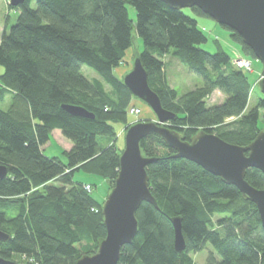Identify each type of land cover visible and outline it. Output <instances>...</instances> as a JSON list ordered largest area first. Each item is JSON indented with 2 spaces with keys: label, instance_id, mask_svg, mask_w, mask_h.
<instances>
[{
  "label": "trees",
  "instance_id": "1",
  "mask_svg": "<svg viewBox=\"0 0 264 264\" xmlns=\"http://www.w3.org/2000/svg\"><path fill=\"white\" fill-rule=\"evenodd\" d=\"M11 8L16 19L0 41V104L10 102L7 109L0 106V164L8 167L0 179V229L11 235L0 241L5 259L75 264L93 254L106 235L104 200L94 196V183L75 175L94 174L112 183L117 176L122 150L115 125L133 123L129 108L141 101L114 70L136 37L149 85L163 107L177 114L169 127L183 139L206 130L245 146L264 127V95L249 107L259 77L237 66L217 39L216 52L203 48L207 30L185 8L173 9L163 0H25ZM223 27L242 56L256 58L238 33ZM171 55L200 75L202 85L180 95L165 74ZM83 66L99 77L86 76ZM215 90L224 98L210 104ZM64 104L84 107L94 117L74 115ZM55 131L72 146L50 156L44 149ZM141 147L157 158L147 172L161 210L141 204L139 231L122 247L118 264H197L193 254L208 245L207 264H264V230L253 202L198 164L174 158L175 150L155 134L143 138ZM246 179L264 188L261 170L248 169ZM176 216L186 242L180 253L170 220Z\"/></svg>",
  "mask_w": 264,
  "mask_h": 264
},
{
  "label": "water",
  "instance_id": "2",
  "mask_svg": "<svg viewBox=\"0 0 264 264\" xmlns=\"http://www.w3.org/2000/svg\"><path fill=\"white\" fill-rule=\"evenodd\" d=\"M173 9L199 8L218 24L238 33L242 42L252 50L261 62L263 75L257 81L264 95V0H163ZM18 6L25 0H8ZM132 68L123 75L122 81L131 94L145 103L156 116V120L136 121L127 126L124 147L119 157V170L106 199L102 204L103 223L106 235L98 240L93 254L81 256L75 264H118L121 249L131 244L139 231L137 211L143 202L161 210L151 192L147 166L157 161L148 157L141 147V140L155 134L168 147L175 150L174 158L190 160L209 173L220 177L229 185L236 186L242 196L253 202L258 209L264 230V188L258 189L246 179L247 170L256 168L264 174V127L245 146L228 142L215 133L200 130L189 140L171 127L169 122L177 114L163 107L160 96L149 85V75L141 59V51L133 50ZM68 112L94 117L87 109L64 104ZM8 174V167L0 164V179ZM174 228V247L177 253L186 247L182 232L181 217H171ZM11 235L0 229V241L8 242ZM0 264H26L0 256Z\"/></svg>",
  "mask_w": 264,
  "mask_h": 264
},
{
  "label": "rangeland",
  "instance_id": "3",
  "mask_svg": "<svg viewBox=\"0 0 264 264\" xmlns=\"http://www.w3.org/2000/svg\"><path fill=\"white\" fill-rule=\"evenodd\" d=\"M186 11L190 14H194L196 17H198L199 22L201 24L206 25L207 27V35H208V42L203 44V48L208 50L209 52H216L217 46L214 43L217 39L222 47L228 51L233 58H245L240 54V51L238 49L239 46L233 41L231 38L229 32L220 24H218L215 20H213L211 17L206 15H199L198 13H195L191 10V8H185ZM129 12L131 14V17L135 18L136 13L134 8L130 7ZM14 10L11 8L10 3L8 0H0V41L2 33L9 22L10 25L15 21V15ZM203 30H206L205 27H203ZM135 49H142V41L138 37L135 39L133 50ZM133 50L130 49L126 53L125 58L122 60L119 67H117L114 72L119 77H123L124 74H126L129 70L132 68V57L134 55ZM248 60L251 61V64L246 65L245 63V69L251 73L252 79H256L258 77H262L263 75V67L261 62L257 58H248ZM167 61V68L165 74L167 75V79L169 81V84L177 89V92L182 95L185 94L191 90L196 89V87L201 86L203 83V78L195 73L194 71H191L182 61H180L178 58L174 56H168L166 58ZM83 73L88 76L89 78L99 77L98 73L91 69L88 66H83L82 69ZM260 79V78H259ZM258 79V80H259ZM254 86L257 87L256 90H254L251 94L250 101H249V107H253L257 104L258 98L261 96V91L259 90L257 86V81L254 82ZM223 95L218 91L215 90L207 99L210 102V104H217L223 99ZM10 105L9 98L4 104H0L2 108H8ZM138 106V109H136L133 114H131L132 121L134 119H137L138 121H147V120H156V116L153 113V111L150 109L149 106L146 104L139 102L137 100H134L132 102L131 106ZM137 108V107H135ZM262 111V110H261ZM230 121V120H229ZM129 124H120L116 123V128L118 129L117 137H116V143L120 147L121 150H123L124 147V135L125 131L127 129V126ZM261 125L264 126V120L261 121ZM105 141L103 144H106ZM110 143V142H109ZM72 144L69 140H67L61 132L55 131L51 134V139L49 144L45 147V153L47 155L53 156V155H61L62 151L69 150ZM122 152V151H121ZM76 178H81L82 180H89L92 183H94L93 187V194L96 198L100 200H105L108 193H109V183L110 185L114 184V182H110L109 180L102 178L101 176L94 175V174H86L84 172H78L76 173ZM91 185V184H90ZM92 186V185H91ZM217 219V217L215 218ZM209 249H211V246L208 245L204 250L194 253L193 257L194 260L197 262V264H207V256L209 253ZM18 261H23L24 259L17 256L16 258Z\"/></svg>",
  "mask_w": 264,
  "mask_h": 264
},
{
  "label": "built area",
  "instance_id": "4",
  "mask_svg": "<svg viewBox=\"0 0 264 264\" xmlns=\"http://www.w3.org/2000/svg\"><path fill=\"white\" fill-rule=\"evenodd\" d=\"M244 61L247 63L246 65L251 64V61L248 60V58H241V59H238L237 57L234 58V63H235L237 66H239V67L245 69V66H246V65H245ZM259 78H260V77H259ZM257 81H258V80H257ZM135 107H137V108H135ZM136 109H138V106H132V107H130V108H129V114H130V115L133 114V112H134ZM136 121H138V120H137V119H134V122H136ZM86 189H88V190L90 191V190L92 189V186H91L90 184H86Z\"/></svg>",
  "mask_w": 264,
  "mask_h": 264
},
{
  "label": "crops",
  "instance_id": "5",
  "mask_svg": "<svg viewBox=\"0 0 264 264\" xmlns=\"http://www.w3.org/2000/svg\"><path fill=\"white\" fill-rule=\"evenodd\" d=\"M201 25H202L203 27H205V28H206V30H207V27H206V25H204V24H201ZM58 132H59V131H58ZM48 144H49V143H48ZM48 144H47V145H48ZM47 145H46V146H47ZM46 146H45V147H46ZM71 146H72V145H71ZM71 146H70V147H71Z\"/></svg>",
  "mask_w": 264,
  "mask_h": 264
}]
</instances>
